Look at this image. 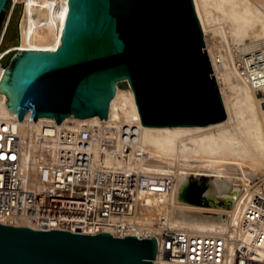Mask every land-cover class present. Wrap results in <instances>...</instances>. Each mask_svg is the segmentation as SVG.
Masks as SVG:
<instances>
[{
	"label": "bare ground",
	"instance_id": "6f19581e",
	"mask_svg": "<svg viewBox=\"0 0 264 264\" xmlns=\"http://www.w3.org/2000/svg\"><path fill=\"white\" fill-rule=\"evenodd\" d=\"M19 49L55 50L61 44L68 0H22ZM208 56L211 75L218 87L225 117L204 125H143L130 84L129 89L114 83L107 117L68 114L55 125L51 116L35 120L26 111L20 120V165L34 166L43 150L53 149L57 129L63 125H97L114 137L105 151L108 166L129 168L148 174L152 180L168 179L164 192L140 190L136 215H112L114 225L104 231L124 235L115 227L128 223V233L157 235L161 222L168 227L206 236H224V254L232 258L234 249L245 247L256 258L264 256V217L254 221L242 215L254 192L264 182V87H254L245 73L248 54L258 51L264 57V0H192ZM5 70L0 69V80ZM125 80V79H124ZM262 89V92H261ZM9 97L0 91V117L13 118L7 106ZM136 126V140L125 151L121 128ZM99 144L92 147L94 154ZM194 175L196 184L190 179ZM200 176L209 180L198 199L195 191ZM230 199L229 208L216 203ZM18 225L43 227L21 220ZM84 232H93L85 230ZM263 236V241H258ZM157 242V241H156ZM230 261V260H229ZM154 264H172L159 255Z\"/></svg>",
	"mask_w": 264,
	"mask_h": 264
},
{
	"label": "water",
	"instance_id": "95a60500",
	"mask_svg": "<svg viewBox=\"0 0 264 264\" xmlns=\"http://www.w3.org/2000/svg\"><path fill=\"white\" fill-rule=\"evenodd\" d=\"M211 72L192 0H68L61 44L19 49L0 91L19 119L29 110L59 123L71 113L106 118L114 83L128 81L143 125H204L225 117ZM156 250L139 233L0 222V264H154Z\"/></svg>",
	"mask_w": 264,
	"mask_h": 264
},
{
	"label": "built area",
	"instance_id": "2783aa9c",
	"mask_svg": "<svg viewBox=\"0 0 264 264\" xmlns=\"http://www.w3.org/2000/svg\"><path fill=\"white\" fill-rule=\"evenodd\" d=\"M10 49L18 50L14 46L7 50ZM7 50L0 51L1 70L8 65L3 60ZM247 58L245 73L252 86L263 88L264 57L253 51ZM22 119L17 113L9 119L0 117L1 223L18 225L26 220L43 229L96 233L114 225L110 220L112 215H136L138 191L160 193L169 187L167 178L152 180L142 171L106 165L103 156L111 149L114 137L98 130L97 125L85 123L71 127L72 122H68L57 129L52 134L54 148L43 150L34 166L23 170L18 134ZM52 124L55 125V120ZM136 135L135 125L122 126L125 151L129 150V143L136 140ZM95 143L99 144L96 154L92 151ZM258 185L259 190L254 192L242 215L249 221L264 217V182L259 180ZM115 227L123 230L124 235L129 234L128 223L117 222ZM161 228L154 235L157 251L172 264H264V256L258 259L239 246L234 249L232 258L228 256L226 260L224 236L188 233L168 227L164 222ZM262 237L259 236L258 241H263Z\"/></svg>",
	"mask_w": 264,
	"mask_h": 264
},
{
	"label": "rangeland",
	"instance_id": "374dc122",
	"mask_svg": "<svg viewBox=\"0 0 264 264\" xmlns=\"http://www.w3.org/2000/svg\"><path fill=\"white\" fill-rule=\"evenodd\" d=\"M24 3L22 0H7L3 7V17L0 21V51L7 50L14 46L19 48L21 44L20 35V22L23 16ZM19 52L15 49L7 50L3 56V60L7 65L10 66L11 58ZM124 80V79H123ZM121 81V80H120ZM190 179L196 184V178L194 175L190 176ZM209 180L207 176H200V185L195 191V199H198L201 192L204 189L205 183ZM257 184L259 183V178L255 179ZM219 206L229 208L231 206V200L222 199L216 203Z\"/></svg>",
	"mask_w": 264,
	"mask_h": 264
}]
</instances>
